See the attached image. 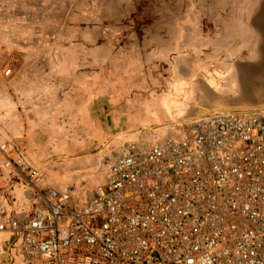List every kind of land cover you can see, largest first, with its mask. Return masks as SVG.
Here are the masks:
<instances>
[{"label": "rangeland", "instance_id": "1", "mask_svg": "<svg viewBox=\"0 0 264 264\" xmlns=\"http://www.w3.org/2000/svg\"><path fill=\"white\" fill-rule=\"evenodd\" d=\"M240 1L0 0V139L40 186L86 199L106 147L153 142L207 112L264 108V26L251 20L264 6ZM7 237L0 264H18Z\"/></svg>", "mask_w": 264, "mask_h": 264}, {"label": "built area", "instance_id": "2", "mask_svg": "<svg viewBox=\"0 0 264 264\" xmlns=\"http://www.w3.org/2000/svg\"><path fill=\"white\" fill-rule=\"evenodd\" d=\"M105 149L103 180L83 199L40 186L23 152L0 139L11 261L264 264V108L203 113L153 142Z\"/></svg>", "mask_w": 264, "mask_h": 264}, {"label": "crops", "instance_id": "3", "mask_svg": "<svg viewBox=\"0 0 264 264\" xmlns=\"http://www.w3.org/2000/svg\"><path fill=\"white\" fill-rule=\"evenodd\" d=\"M237 1V0H236ZM227 3H229V1L227 2ZM240 4H242V3H244V4H247V5H260V6H264V0H241L240 2H239ZM261 12L259 13V14H257L256 16H255V14H253V17L251 18V20L253 21V25L252 26H254V28L256 29V30H260V29H263L262 27L264 26V23H262V22H260V21H264V11H262V9L260 10ZM249 14H252V13H247V15H249ZM247 19H249V17H247L246 18V20ZM259 22L262 24V25H260L259 24ZM252 33V32H251ZM253 34V33H252ZM78 63V62H77ZM79 64V63H78ZM78 64H69V66H68V68L69 69H71L72 67L73 68H75L74 67V65H78ZM234 64H239V62H236V63H234ZM73 65V66H72ZM213 108H210V107H206V108H204V109H202V112L203 111H211ZM23 114L25 115V116H27L28 115V113H26L25 111L23 112ZM22 116V115H21ZM8 130H9V128H8ZM171 134V133H170ZM6 245H7V243H6Z\"/></svg>", "mask_w": 264, "mask_h": 264}, {"label": "bare ground", "instance_id": "4", "mask_svg": "<svg viewBox=\"0 0 264 264\" xmlns=\"http://www.w3.org/2000/svg\"><path fill=\"white\" fill-rule=\"evenodd\" d=\"M194 118H195V117H194ZM173 133H174V132H173ZM171 134H172V133H171ZM168 135H170V134H168ZM166 136H167V135H166ZM164 137H165V136H164ZM1 234H3V235H4L5 233H0V235H1ZM7 238H8V237H7ZM7 242H8V240H7Z\"/></svg>", "mask_w": 264, "mask_h": 264}]
</instances>
